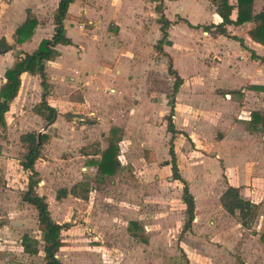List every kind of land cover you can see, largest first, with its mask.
Masks as SVG:
<instances>
[{"label": "crops", "instance_id": "crops-1", "mask_svg": "<svg viewBox=\"0 0 264 264\" xmlns=\"http://www.w3.org/2000/svg\"><path fill=\"white\" fill-rule=\"evenodd\" d=\"M59 1L0 0V40L13 47L0 53V92L15 57L33 53L43 39L53 36ZM228 3L232 6L230 18L236 21L239 1ZM29 11L37 24L30 37L18 42L16 30L27 20ZM252 12L254 16L264 12V0H253ZM69 13L64 28L71 42L58 43L56 58L45 60L44 65L50 90L46 101L56 109V115L48 121L35 112L44 92L42 77L38 71H24L18 93L5 112L6 126L0 125V189L16 188L22 176L21 187L27 190L30 171L21 164L27 152L22 135L36 132L38 142H42V154L35 163L40 180L36 191L48 201L53 219L68 224L63 228L65 245L61 249L74 248L62 260L85 264L91 252L84 253V249L103 248L110 256L123 253L117 246L104 244L103 226L117 229L122 225L131 238L142 242L141 248L152 250L155 238L162 237L151 230L157 206L145 202L154 199L155 186L161 187L163 194L176 183L182 184L175 192L180 203L167 209L165 219L169 221L177 207L180 217L176 219L185 223L183 183L172 177L170 163L172 68L183 79L172 115L174 150L180 174L195 197L194 218L187 232L183 233L182 227L178 237L186 240L179 246L188 259L192 258V264H264V43L249 34L260 21L227 23V32H219L215 24L223 18L212 0H75ZM161 16L170 25L160 51ZM160 75L166 78L167 88H162ZM112 126L123 129L118 154L121 165L133 166L136 179L142 171L149 175L159 171L161 175L155 183L143 185L140 206L133 203L115 212L100 206L90 215L93 201L89 197L69 192L57 199V190L70 191L76 183L92 180L97 172L93 160H99L108 147ZM41 135L45 136L43 141ZM80 165L87 171L80 172ZM136 179L113 175L108 181L138 187L142 183ZM91 183L90 193L105 184ZM229 186L240 188L243 198L258 205L257 215L245 225L238 214L229 213L222 205L221 196ZM74 203L77 212L73 211ZM127 213L130 217L125 219ZM77 219L79 224L74 225ZM28 221L25 215L20 216V222ZM130 221L144 224L143 230L135 233H144L148 241L128 232ZM25 234L15 240L4 225L0 228L1 250L11 256L8 249H21L24 260L18 264H45L43 258L33 261L35 254L24 251ZM40 235L32 237L40 240ZM190 238L192 248L186 242ZM78 240L80 246L76 245ZM39 242L41 247L43 241ZM79 248L82 252L76 250ZM75 251L81 253V262L74 260L80 256Z\"/></svg>", "mask_w": 264, "mask_h": 264}, {"label": "trees", "instance_id": "trees-1", "mask_svg": "<svg viewBox=\"0 0 264 264\" xmlns=\"http://www.w3.org/2000/svg\"><path fill=\"white\" fill-rule=\"evenodd\" d=\"M75 0H60L58 7L54 14V23L56 25L55 32L51 38L43 39L39 47L33 53H24L17 55L10 68L7 69L5 76L7 82L2 86L0 96V125L6 126L5 112L9 109V103L16 97L20 88L21 79L20 76L24 71H30L35 73L38 71L42 77L41 84L44 88L42 95V101L34 107L36 113L41 115L48 121H52L56 115V109L48 104L46 97L49 93V83L47 82L45 73V60H54L57 56V50L55 46L58 43H70L71 40L66 36L64 21L70 16L69 5ZM213 3L218 7V11L223 18L222 22L215 24V27L219 32L226 33L225 25L227 23L235 22L241 24L247 20L260 21V24L253 29L249 30L250 36L262 43H264V12L257 15H253L252 5L253 0H238V17L236 21H232L230 14L232 6L229 5L228 0H212ZM157 10L160 12L162 7L157 6ZM162 23L161 30L163 33L162 39L158 42L157 48L161 51L162 44L168 36L167 28L170 25V21L164 16L160 17ZM37 24V19L34 14L30 11L28 13L27 20L20 25L16 30V39L18 42L25 41L33 33V30ZM242 41V40H241ZM243 42V41H242ZM13 47L9 45L5 39L0 40V53L10 50ZM21 53V52H20ZM170 74L174 75V82L171 90V113L168 117V129L173 133L170 141V154H171V169L172 177L178 179L183 183V194L182 200L186 203V222L185 228H190L192 220L195 214V197L191 193L187 181L181 176L179 166L177 163V156L174 150V139H175V125L172 122V115L174 114L175 107V96L179 88L183 83V79L176 73L175 70L170 68ZM264 88V87H263ZM123 129L112 126L109 133V144L108 147L102 152V157L99 160H93L97 166L96 175L92 178H87L76 183L70 191L66 188H60L57 190V199L66 197L68 193L74 195H80L82 198H88L90 193L91 182H95L98 186L102 183H106L109 177L113 175L136 179L133 166L127 164L122 166L118 154L120 151L119 141L122 139ZM41 141L45 139V136H40ZM22 141L26 144L27 152L24 158L21 160L22 166L30 171L28 188L23 193L22 199L29 204L33 205L38 211V229L40 230V240L43 241V251L45 264H67L63 262L57 253L59 249L65 245L63 240L62 230L67 227L68 224L57 223L51 214L49 209L48 201L46 198L37 193L36 188L38 187L39 177L38 171L35 168V163L41 156L42 142H38V135L36 132H28L22 135ZM221 202L223 207L231 214H238L241 222L245 225L250 218H253L258 213V205L250 200L243 198L240 194V188L229 186L221 196ZM128 232L135 233L136 231L143 230L142 226L138 225V222L130 221L128 226ZM138 239L146 242L147 237L139 235ZM39 239H36L29 234H25L23 237L24 251L37 254L39 253L38 244Z\"/></svg>", "mask_w": 264, "mask_h": 264}, {"label": "rangeland", "instance_id": "rangeland-1", "mask_svg": "<svg viewBox=\"0 0 264 264\" xmlns=\"http://www.w3.org/2000/svg\"><path fill=\"white\" fill-rule=\"evenodd\" d=\"M162 73L161 69H159L158 73ZM164 72L166 70L164 69ZM160 73V74H161ZM163 74V73H162ZM158 77V76H157ZM159 82L162 85V88H167V81L164 76H159ZM161 78H163L161 80ZM171 81V79H169ZM172 83L170 84V86ZM124 160V158L122 159ZM64 163V162H63ZM55 166V165H54ZM82 165L79 166V171H87L85 168H81ZM143 170V168L141 169ZM161 175V172L152 173L149 175V173L146 174V172L142 171V173L138 172V178L136 179L141 185L138 187H135L132 185L133 183H129L125 185L127 182H119V184H113L111 181H108L104 184V186H101L98 188L99 190L96 192H91L88 199L93 201L92 206L89 209L90 215H94L97 213V210L100 206H103L106 210L115 212L118 209L129 208L132 207V205H139L144 202V184L150 185V183H155L158 179L157 176ZM24 180L19 178L16 182L17 187L12 188L11 190H5L0 189V228L4 225H8V228L12 234H14V238L16 240L17 236H20L24 233L29 234L30 236H39L41 233L38 232V223L36 222V214L37 211L34 209L33 206H26L22 199L24 190L21 187V184ZM40 181V180H39ZM166 180L164 179V182ZM122 183V184H120ZM20 184V185H19ZM41 184H43L41 182ZM178 185L172 186L166 189V191H161V187L159 189L158 186L156 187V190L153 191V198L152 200L145 201L148 205L157 206L155 212H153L152 219L154 222H152L151 226L153 230L152 232H160L162 237L155 238V241L152 242V250L148 251L144 248H141V246H144L142 242L139 240H136L134 238H131L130 234L126 233L124 229H122V225L119 226L117 229L108 228L107 226H103L106 229V236H105V245L109 246H117L120 248L122 252H119L118 254H112L111 256L108 254V252L105 249H94V250H86L84 249V253L86 251H90L91 255H89V259L85 264H192V258L190 257L188 259L187 254L183 252V249L179 246H183L182 244L185 242L184 239H182V235L180 236V232L182 230V227L185 226V223L183 225V222H180L176 219V217H180V208L175 207L174 211L177 212V216H169L170 220L167 221L165 218L167 217L168 208L171 206H177L179 200L176 198V188L179 186H182V184L176 183ZM164 194H169L168 196H165ZM50 197V196H49ZM134 203V204H133ZM99 205V206H98ZM74 209L73 211L77 212L78 209L76 208V204L73 205ZM86 208V207H85ZM116 209V210H115ZM60 210V209H58ZM25 215V217L29 218L28 223L20 222V216ZM69 213H67V216ZM10 216H13L11 219ZM69 217V216H68ZM125 219H128L130 216L129 214H125ZM133 217V216H131ZM62 218H65L64 215H62ZM75 218V213L73 215V220ZM173 218V219H171ZM185 222H186V211H185ZM160 219H165L166 221L163 223H160ZM79 220L75 221L73 224L78 225ZM171 220H174L173 222H170ZM177 220V221H176ZM183 220V219H182ZM66 224L65 222H62ZM118 223V221H117ZM116 223V224H117ZM81 225V224H80ZM103 225V223H102ZM144 224H142L143 227ZM170 225V226H169ZM126 226V225H123ZM169 226V228H168ZM81 227V226H79ZM164 227V231L162 228ZM184 229V228H183ZM190 228H185L182 230L183 233L187 232ZM151 232V231H150ZM64 231L62 230V236ZM77 233V231H76ZM75 233V234H76ZM17 234V235H16ZM182 234V233H181ZM144 236V233L141 234ZM64 238V236H63ZM179 238V241H178ZM186 240V239H185ZM3 241V239H1ZM187 246L190 248L193 247V239L190 238L186 241ZM1 243V242H0ZM4 243L0 244V257H4V251L1 250V246ZM12 244L15 245L16 248V242H12ZM76 245L80 246L79 240L76 241ZM151 245V242L149 243ZM140 246V248H139ZM138 247V249L133 250L134 248ZM43 248V242L41 243V247ZM11 252V258L14 261V263L18 264L21 263L19 261L24 260V254L21 249H8ZM43 250V249H42ZM73 249L67 250V248L59 249L57 256L60 255V259L66 260L65 254L68 253V251H72ZM78 251H81L82 249H76ZM13 251V252H12ZM82 252V251H81ZM77 255H80L81 253H78L75 251ZM84 254H82L83 256ZM26 256V255H25ZM35 257L32 258L33 261H38L43 258V262L46 263L44 259V252L43 253H37L34 255ZM192 256V255H191ZM81 255L80 256H74V260L81 262ZM27 258L30 260V258L27 256ZM79 258V259H78ZM62 260V261H63ZM64 262V261H63Z\"/></svg>", "mask_w": 264, "mask_h": 264}, {"label": "built area", "instance_id": "built-area-1", "mask_svg": "<svg viewBox=\"0 0 264 264\" xmlns=\"http://www.w3.org/2000/svg\"><path fill=\"white\" fill-rule=\"evenodd\" d=\"M0 264H14V261L9 255H7L3 259H0Z\"/></svg>", "mask_w": 264, "mask_h": 264}]
</instances>
